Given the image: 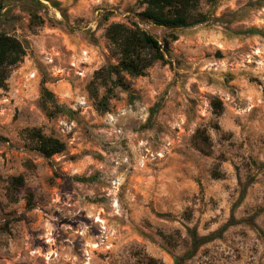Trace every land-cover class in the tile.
Here are the masks:
<instances>
[{"label": "rangeland", "instance_id": "rangeland-1", "mask_svg": "<svg viewBox=\"0 0 264 264\" xmlns=\"http://www.w3.org/2000/svg\"><path fill=\"white\" fill-rule=\"evenodd\" d=\"M0 1V31L25 48L0 88V264H177L188 251L178 264H264V0H201L219 20L174 30L165 61L126 76L105 112L87 84L116 62L106 26L169 40L140 0L41 1L33 21L29 2ZM32 127L65 149L42 156ZM191 233L208 239L191 248Z\"/></svg>", "mask_w": 264, "mask_h": 264}, {"label": "trees", "instance_id": "trees-1", "mask_svg": "<svg viewBox=\"0 0 264 264\" xmlns=\"http://www.w3.org/2000/svg\"><path fill=\"white\" fill-rule=\"evenodd\" d=\"M33 6H25L31 20L39 19L34 9V5L47 1L51 6L59 5L58 0H25ZM216 0H206L209 5H213ZM142 10L138 13L142 21L151 23L168 31L169 40L164 37L159 40L148 30L142 28L137 22L124 24L121 22L109 23L104 31V36L108 41L112 54L116 57V62L101 66L94 71L91 80L87 84L89 97L94 101V108L97 112H105L108 109L110 96L114 88L121 87L127 89L126 76L137 77L156 61H165V56L169 54V42L176 39L174 30L187 28L201 24L210 20L218 21L219 18L210 16L209 10L201 9V0H140ZM5 5L0 1V18L3 15ZM253 32L254 30H246ZM25 54L22 42L14 35L0 31V88L4 87L9 68L18 63ZM100 89L103 92L100 94ZM45 98L52 99V93L43 89ZM57 107L56 104H54ZM211 106L215 115L221 111V102L217 98L211 101ZM46 115L51 116L52 112L43 107ZM27 139L32 143V148L42 156L49 158L65 149V143L60 139L44 135L39 128L32 127L25 130ZM193 144L201 153H210L209 137L204 130L197 129L193 134ZM213 177H220L217 170H213ZM81 179H85L81 177ZM22 175L13 176L9 179V185L13 190H17L23 185ZM246 185L240 188L238 200L244 196ZM27 207L31 208L30 197L27 199ZM191 236V248L205 242L208 236L197 237L194 233ZM192 251L186 252L182 257H176L178 264L182 258H188Z\"/></svg>", "mask_w": 264, "mask_h": 264}]
</instances>
